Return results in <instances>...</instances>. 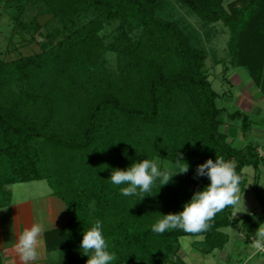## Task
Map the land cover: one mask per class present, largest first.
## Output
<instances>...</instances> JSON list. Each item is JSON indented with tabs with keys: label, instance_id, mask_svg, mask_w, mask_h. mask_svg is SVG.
Wrapping results in <instances>:
<instances>
[{
	"label": "trees",
	"instance_id": "obj_1",
	"mask_svg": "<svg viewBox=\"0 0 264 264\" xmlns=\"http://www.w3.org/2000/svg\"><path fill=\"white\" fill-rule=\"evenodd\" d=\"M94 1L106 8L107 20H119L117 36L105 44L99 17L60 35ZM171 1L0 0L16 11L21 34L31 27L43 34L38 18L45 16L64 28L48 36L42 53L0 59V208L10 206L11 186L46 181L68 208V225L47 239L50 252H62L63 264H86L81 241L97 219L117 257L111 264H175L186 237L203 238L196 246L210 255L226 247L229 236L223 230L235 225H242L251 246L264 223V211L235 218V208L226 207L199 234L151 230L162 215L181 212L210 184L206 175H197L198 165L208 159L233 162L239 187L245 168L253 167L258 180L264 165L258 146L234 148L222 132L227 111L218 107L221 96L209 81L205 50L192 46L186 34L191 26L167 21L161 13L168 3H177L206 24L222 22L230 32L231 66L245 69L264 93V0H238L229 9L226 0ZM30 7L38 13L27 23L22 15ZM104 52L119 58L117 73L103 71ZM228 119L241 122L245 137L253 129L242 110ZM156 158L178 169L182 159L188 171L163 186L157 179L141 200L122 195L127 185L109 180L114 169ZM91 205L96 219L90 218Z\"/></svg>",
	"mask_w": 264,
	"mask_h": 264
},
{
	"label": "rangeland",
	"instance_id": "obj_2",
	"mask_svg": "<svg viewBox=\"0 0 264 264\" xmlns=\"http://www.w3.org/2000/svg\"><path fill=\"white\" fill-rule=\"evenodd\" d=\"M238 0H226L224 7L229 9L232 4ZM171 2H174L173 0ZM105 7L92 2L86 13L82 15L80 21L74 23L71 28L65 29L60 35L68 36L75 33L87 22L99 17L104 23L101 36L105 39V44H109L111 37H116L119 31L120 23L118 21H109L103 14ZM38 9L30 7L22 15L25 22H30L37 17ZM161 13L167 16V21L182 22L181 26L188 25L191 27L186 32L189 36L192 46L205 50L207 54L206 71L209 81L212 83L213 89L220 94L217 104L219 108L226 109L224 122L226 125L222 128V132L228 134L229 143L237 149H242L248 144H254L259 147V153L264 158V93L255 85L253 76H251L243 68H233L230 64V53L228 43L230 40V32L222 22L206 24L199 16L190 12L187 8L175 3H168ZM16 11L9 9L5 3H0V59L6 61L18 60L24 57H30L42 53L41 44L48 43V36L58 33L64 29L62 25L52 23L50 17L38 18L39 23L44 26L43 34H36L31 27L29 32H25V28L21 34V26H17L14 22ZM183 20V21H182ZM183 27V28H184ZM191 29L193 31H191ZM63 39V38H62ZM102 68L103 71L118 72L119 58L113 53H103ZM264 76V73L262 74ZM256 77V74H255ZM242 110L246 112L250 122L253 123V129L248 132L246 137L241 129V122H229L228 114ZM160 168L165 167L175 172L178 167L168 161L158 159ZM262 170V167H260ZM255 169L247 167L244 169V181L240 188L241 203L234 209V217L240 218L251 214L252 212H260L264 209V195L261 189L264 188V175L260 174L256 180ZM184 173H177L174 177H182ZM259 187L252 190L254 184ZM18 187L19 185H13ZM245 188V189H244ZM247 193H242L244 190ZM16 196V188L13 190ZM260 192V193H259ZM262 193V194H261ZM262 195V197H260ZM254 197V198H253ZM255 199V200H254ZM1 209V208H0ZM91 219H96V207L91 205ZM113 216L108 214L107 220ZM229 236V243L223 250H217L213 254H204L197 243H201L203 238H183L181 239V250L179 257L184 264H262L264 263V254L253 255L254 249L245 244L242 225H235L223 230ZM177 256V258L179 259ZM178 259L175 264L180 263ZM174 260V261H175ZM145 264V263H131Z\"/></svg>",
	"mask_w": 264,
	"mask_h": 264
},
{
	"label": "clouds",
	"instance_id": "obj_3",
	"mask_svg": "<svg viewBox=\"0 0 264 264\" xmlns=\"http://www.w3.org/2000/svg\"><path fill=\"white\" fill-rule=\"evenodd\" d=\"M177 164L179 170L173 172L167 167L162 170L155 159H144L133 163L127 170L114 169L109 180L113 185H127L120 189L122 195H139L141 200L145 194L151 192L157 179L163 186L168 184L175 174L188 171L189 166L182 159H177ZM197 175H206L210 184L204 190L196 192L181 212L162 215V218L151 226L154 233L162 234L180 229L186 233L199 234L208 230L216 214L226 207L235 208L241 203L239 188L241 176L233 162L216 156L215 162L208 159L198 165ZM45 231L43 223H34L18 236L14 249L20 264H32L39 260V249L43 244L42 237ZM251 247L254 249L253 255L264 253V223L256 230V239ZM81 250L88 257L86 264H111L117 259L116 255L109 251V244L102 232V221L99 219L91 228L84 230Z\"/></svg>",
	"mask_w": 264,
	"mask_h": 264
},
{
	"label": "crops",
	"instance_id": "obj_4",
	"mask_svg": "<svg viewBox=\"0 0 264 264\" xmlns=\"http://www.w3.org/2000/svg\"><path fill=\"white\" fill-rule=\"evenodd\" d=\"M261 167L262 170L259 172L262 177L264 165ZM18 185V187H10L12 193L10 206L0 209V264H20L14 246L22 231L34 223H43L46 231L42 237L43 244L39 249L40 258L32 264H63L62 252H50L47 247V239L50 232L63 229L68 225L69 214L66 204L53 194L46 181ZM255 187L254 184L252 190H255ZM14 188H16V196L13 192ZM246 191L244 190L242 193H247ZM261 192L264 195V188L261 189ZM259 211L263 212L264 209Z\"/></svg>",
	"mask_w": 264,
	"mask_h": 264
},
{
	"label": "built area",
	"instance_id": "obj_5",
	"mask_svg": "<svg viewBox=\"0 0 264 264\" xmlns=\"http://www.w3.org/2000/svg\"><path fill=\"white\" fill-rule=\"evenodd\" d=\"M258 254V253H257ZM260 254H264V253H260Z\"/></svg>",
	"mask_w": 264,
	"mask_h": 264
}]
</instances>
